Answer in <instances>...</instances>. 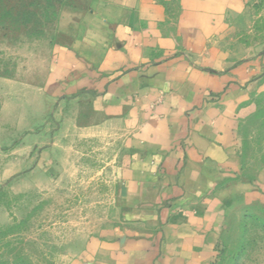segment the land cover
<instances>
[{
	"label": "crops",
	"instance_id": "1",
	"mask_svg": "<svg viewBox=\"0 0 264 264\" xmlns=\"http://www.w3.org/2000/svg\"><path fill=\"white\" fill-rule=\"evenodd\" d=\"M248 2L89 0L82 9L99 56L78 41L58 48L49 84L92 100L99 128L129 134L131 156L120 173L122 228L72 264H212L235 197L264 201L259 180L237 179V108L264 70L259 60L236 64L229 48L249 28Z\"/></svg>",
	"mask_w": 264,
	"mask_h": 264
},
{
	"label": "rangeland",
	"instance_id": "2",
	"mask_svg": "<svg viewBox=\"0 0 264 264\" xmlns=\"http://www.w3.org/2000/svg\"><path fill=\"white\" fill-rule=\"evenodd\" d=\"M88 5L0 1V264H72L90 243H109L122 228L129 134L99 128L92 100L49 84L58 48L78 41V50L99 56L96 39L84 37ZM248 7L249 28L236 30L229 48L236 64L263 65L264 0ZM260 78L237 108L236 154L237 179L259 180L264 195V70ZM212 264H264L263 200L235 197Z\"/></svg>",
	"mask_w": 264,
	"mask_h": 264
},
{
	"label": "trees",
	"instance_id": "3",
	"mask_svg": "<svg viewBox=\"0 0 264 264\" xmlns=\"http://www.w3.org/2000/svg\"><path fill=\"white\" fill-rule=\"evenodd\" d=\"M1 1V0H0Z\"/></svg>",
	"mask_w": 264,
	"mask_h": 264
}]
</instances>
